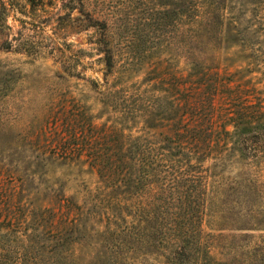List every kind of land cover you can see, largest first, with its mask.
<instances>
[{"label": "rangeland", "instance_id": "rangeland-1", "mask_svg": "<svg viewBox=\"0 0 264 264\" xmlns=\"http://www.w3.org/2000/svg\"><path fill=\"white\" fill-rule=\"evenodd\" d=\"M43 4L0 49V264H264V0Z\"/></svg>", "mask_w": 264, "mask_h": 264}, {"label": "trees", "instance_id": "trees-1", "mask_svg": "<svg viewBox=\"0 0 264 264\" xmlns=\"http://www.w3.org/2000/svg\"><path fill=\"white\" fill-rule=\"evenodd\" d=\"M29 6V11L26 7ZM44 6L43 0H0V49L4 52H23L26 54H31L33 51V45L29 44V40L24 38V33L22 31L16 32V35L10 33L11 28L7 25V19L11 13L22 14L26 18H29L30 21H25L22 19H15L21 27V29H29L27 26L33 27V18L30 16L34 9L40 10ZM15 18V17H14ZM13 18V19H14ZM88 22L92 25H87V27H98L100 24L95 21L92 17L87 18ZM103 25V24H102ZM105 26V25H104ZM107 30L103 35V40L98 41L104 48H107V42L105 39L107 37ZM105 60H103L107 67L111 70L114 67L113 65V56L109 51Z\"/></svg>", "mask_w": 264, "mask_h": 264}]
</instances>
